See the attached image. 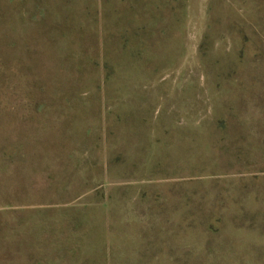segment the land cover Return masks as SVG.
I'll use <instances>...</instances> for the list:
<instances>
[{
  "label": "rangeland",
  "instance_id": "1",
  "mask_svg": "<svg viewBox=\"0 0 264 264\" xmlns=\"http://www.w3.org/2000/svg\"><path fill=\"white\" fill-rule=\"evenodd\" d=\"M0 264H264V0H0Z\"/></svg>",
  "mask_w": 264,
  "mask_h": 264
}]
</instances>
